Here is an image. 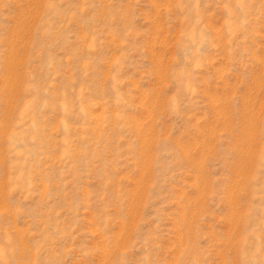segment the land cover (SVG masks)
<instances>
[{
  "label": "rangeland",
  "instance_id": "rangeland-1",
  "mask_svg": "<svg viewBox=\"0 0 264 264\" xmlns=\"http://www.w3.org/2000/svg\"><path fill=\"white\" fill-rule=\"evenodd\" d=\"M0 264H264V0H0Z\"/></svg>",
  "mask_w": 264,
  "mask_h": 264
},
{
  "label": "bare ground",
  "instance_id": "bare-ground-1",
  "mask_svg": "<svg viewBox=\"0 0 264 264\" xmlns=\"http://www.w3.org/2000/svg\"><path fill=\"white\" fill-rule=\"evenodd\" d=\"M252 120H253V119H252ZM252 120H251V121H252Z\"/></svg>",
  "mask_w": 264,
  "mask_h": 264
}]
</instances>
